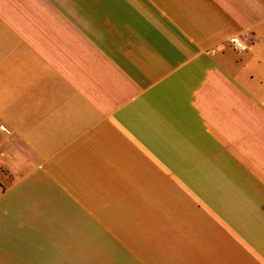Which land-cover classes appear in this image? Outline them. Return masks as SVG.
<instances>
[{"label": "crops", "instance_id": "obj_1", "mask_svg": "<svg viewBox=\"0 0 264 264\" xmlns=\"http://www.w3.org/2000/svg\"><path fill=\"white\" fill-rule=\"evenodd\" d=\"M0 264H264V0H0Z\"/></svg>", "mask_w": 264, "mask_h": 264}, {"label": "built area", "instance_id": "obj_2", "mask_svg": "<svg viewBox=\"0 0 264 264\" xmlns=\"http://www.w3.org/2000/svg\"><path fill=\"white\" fill-rule=\"evenodd\" d=\"M233 51L237 52V53H242V52H245L248 50V46L246 45L245 43V40H243L242 38H239V37H236V38H232L230 41H229ZM214 51H212L211 53H213ZM4 132H7L5 131V129L2 127L1 128Z\"/></svg>", "mask_w": 264, "mask_h": 264}]
</instances>
